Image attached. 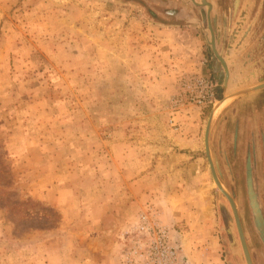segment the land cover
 Segmentation results:
<instances>
[{
    "label": "rangeland",
    "instance_id": "1",
    "mask_svg": "<svg viewBox=\"0 0 264 264\" xmlns=\"http://www.w3.org/2000/svg\"><path fill=\"white\" fill-rule=\"evenodd\" d=\"M199 4L0 0V264H147L144 213L146 226L168 230L181 260L234 264L236 220L205 147L195 227L167 210L183 109L201 107L206 128L213 106L175 103L189 77L213 78ZM214 131L223 182L257 256L252 183L235 180L234 145L223 156ZM256 188L263 206L264 186ZM236 251L243 259L241 244Z\"/></svg>",
    "mask_w": 264,
    "mask_h": 264
},
{
    "label": "flooded vegetation",
    "instance_id": "2",
    "mask_svg": "<svg viewBox=\"0 0 264 264\" xmlns=\"http://www.w3.org/2000/svg\"><path fill=\"white\" fill-rule=\"evenodd\" d=\"M199 5H201L199 6L201 14L199 13L197 18L205 26L216 50V53H213L214 57L210 58V66L216 83L217 96L224 93V87L230 91L241 89L242 85H250V80L255 77H259V82H263L264 34L259 33L261 29H264V0H200ZM190 17L193 18V15L188 18ZM236 162L240 173L234 175L235 180L239 179L252 183L253 193L250 199L258 217L254 216V218L255 221L257 218L260 222L259 224L258 221L256 222L257 228L263 233V237L258 234L262 241L261 244L257 242L254 235L255 243L253 246L256 247L257 256L254 255L249 246L246 236L245 239L253 264H264V199L261 201L263 206L262 204L258 206V199L261 196L256 188V184H263L264 186V162L261 165L253 161L248 163L247 161L239 162L236 160ZM237 235H239V231ZM240 244L242 245L239 235V246ZM239 246L231 247L235 253L233 256L234 264H248L243 245L245 258L243 256L242 259L239 252L236 251Z\"/></svg>",
    "mask_w": 264,
    "mask_h": 264
},
{
    "label": "crops",
    "instance_id": "3",
    "mask_svg": "<svg viewBox=\"0 0 264 264\" xmlns=\"http://www.w3.org/2000/svg\"><path fill=\"white\" fill-rule=\"evenodd\" d=\"M251 86L259 77L250 80ZM244 86V85H242ZM201 107L187 105L181 115L182 127L176 132V155L173 190L168 193L167 210L173 220H183L195 227L190 220L191 209L198 212L201 192L205 190L207 170L203 155L204 129ZM216 142L224 156V145L232 143L235 161L250 160L259 165L264 162V88L254 90L233 101L221 114L215 125ZM222 150V151H221ZM194 222V218H193ZM187 233L193 235V229ZM181 232L178 233L180 238Z\"/></svg>",
    "mask_w": 264,
    "mask_h": 264
},
{
    "label": "built area",
    "instance_id": "4",
    "mask_svg": "<svg viewBox=\"0 0 264 264\" xmlns=\"http://www.w3.org/2000/svg\"><path fill=\"white\" fill-rule=\"evenodd\" d=\"M185 95L178 97L175 103L190 102L197 105H210L217 99L216 83L211 76H191L185 82ZM174 121V118L172 122ZM177 125V122H173ZM147 213L141 214L140 231L149 236L148 240L139 241L141 255L147 264H189L179 258V251L176 244L170 240V233L165 228L149 227Z\"/></svg>",
    "mask_w": 264,
    "mask_h": 264
},
{
    "label": "water",
    "instance_id": "5",
    "mask_svg": "<svg viewBox=\"0 0 264 264\" xmlns=\"http://www.w3.org/2000/svg\"><path fill=\"white\" fill-rule=\"evenodd\" d=\"M209 44L211 45V47L213 49V53L215 54L216 50H215V47H214L212 40H209ZM260 88H264V81L259 82V83L254 84V85H251V86H242L241 89H235L233 91H230L227 89V87H224L223 96L220 99H217L213 103V106H212V109H211V112H210V115L208 117V121L206 124L205 134H204L205 156L207 157V159L209 161V165H210L211 173H212V176L214 179V183H215L216 187L220 190V192L227 197V199L229 200V202L231 204V207H232V210H233V213L235 216V220L237 223L239 235L241 238V242L243 245L244 253H245L246 260H247L248 264H253V262H252L251 255L249 253V249L247 246V242H246L245 235L243 232V228L241 225L237 206H236V203H235V200H234L232 194L230 193V191L227 189V187L225 186V184L223 182V175L221 174V171H220L219 161H218L217 156L215 155L213 148H212L211 136H212L214 127H215L219 117L221 116L223 111L233 101H235L237 98L245 95L246 93L252 92V91L260 89ZM218 106L220 109L217 112V114H215V110Z\"/></svg>",
    "mask_w": 264,
    "mask_h": 264
},
{
    "label": "bare ground",
    "instance_id": "6",
    "mask_svg": "<svg viewBox=\"0 0 264 264\" xmlns=\"http://www.w3.org/2000/svg\"><path fill=\"white\" fill-rule=\"evenodd\" d=\"M220 106V105H219ZM219 106L216 108V110H215V114H217V112L219 111Z\"/></svg>",
    "mask_w": 264,
    "mask_h": 264
}]
</instances>
